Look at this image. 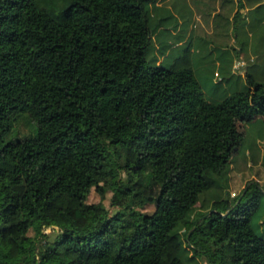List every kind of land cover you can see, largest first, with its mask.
<instances>
[{
	"label": "trees",
	"instance_id": "16d2710c",
	"mask_svg": "<svg viewBox=\"0 0 264 264\" xmlns=\"http://www.w3.org/2000/svg\"><path fill=\"white\" fill-rule=\"evenodd\" d=\"M151 1L0 0V264H264L262 185L228 192L264 82L210 101L149 59Z\"/></svg>",
	"mask_w": 264,
	"mask_h": 264
},
{
	"label": "crops",
	"instance_id": "0c3cea01",
	"mask_svg": "<svg viewBox=\"0 0 264 264\" xmlns=\"http://www.w3.org/2000/svg\"><path fill=\"white\" fill-rule=\"evenodd\" d=\"M146 10L152 30L154 51L163 50L164 52L161 53L164 55L170 54L172 49L189 53L194 44L193 40L206 38L204 43H208L210 49L219 55L228 54L227 58L218 55L212 60L211 76L220 85L216 88L212 87L211 92L220 88L223 96H227V93H230L229 88L223 89L222 84L230 80L234 81L236 78H239L242 88L244 85L242 79H246V73L256 60V56L247 57V55L252 54L257 41L260 42V46H264V0H152L146 6ZM238 17L240 18L238 27L244 37L242 42H239V34L235 36ZM161 38L171 40L167 42L160 40ZM192 51L196 52L200 49ZM258 53L264 55V50L261 49ZM236 55L239 57L237 58ZM158 63L162 64L159 60ZM223 64L226 67H222ZM189 68L193 69L196 75L195 69L190 66ZM201 79L198 80L203 91L205 86L203 80L209 78L202 76ZM255 79L264 82V77H255ZM203 93L206 97L207 92L203 91ZM259 120L263 124V134L256 138L255 149H250L242 161L237 162L236 166L239 165V170L232 160L228 188L231 197L236 196L248 181L256 180L264 184V117H257L250 122L241 120V122L244 128L250 129L253 123Z\"/></svg>",
	"mask_w": 264,
	"mask_h": 264
},
{
	"label": "rangeland",
	"instance_id": "374dc122",
	"mask_svg": "<svg viewBox=\"0 0 264 264\" xmlns=\"http://www.w3.org/2000/svg\"><path fill=\"white\" fill-rule=\"evenodd\" d=\"M239 22H240V18L238 17L236 20L237 29L235 31V36L239 34V42H242L244 40V37H243V34L240 33L241 31L238 27L240 25ZM160 40L170 42L171 39L161 38ZM204 40H206V38H204L203 40H200V39L193 40L194 44L191 49V52L189 53H186L184 51L180 52L176 49H172L170 54L164 55L163 53H161V52H164L163 50L159 52V51H154L153 49H151L150 54H149V59H158L159 61L162 62V65L167 68H183V67H189V66L194 68L196 72V77L199 80H202L201 79L202 76L209 78V80L208 79L203 80V82H205L203 91L207 92L205 94L206 97L209 100L219 101L224 97L222 89L219 88L217 90H214V92H211L210 90L212 87L216 88L218 85H220L217 83L216 79L214 80L211 76L212 70H213V65H211L212 60L215 58V56H218L219 54L213 49H210L209 44L204 43ZM200 43H203V44H200ZM259 44L260 42L257 41L256 46L253 48L252 54L247 55V57L256 56L255 62L252 63L253 65L250 67L249 74L257 78H262L264 77V62H263L264 55L258 52H260L261 49L264 50V46L263 45L260 46ZM194 49L196 50L200 49V51L193 52L192 50ZM220 56L227 58L228 54L219 55V57ZM236 56L237 58L239 57V55H236ZM222 67H226V65L223 64ZM242 82L244 84L243 86H245L247 83L245 78L242 79ZM222 87L223 89L229 88L230 93H227V95L231 94L232 92L242 89L240 87L239 78H236L234 81L232 80L227 81L225 84H222ZM262 125H263L262 122L259 120L257 122H254L250 129H246L244 128V125L242 124L241 120L237 121V134L235 138L236 149L233 152V156H232L233 164L235 166L237 162L242 161V158L250 149L252 150L255 149L256 138L258 136H261V134H263ZM31 133H34V129L30 126V124L26 122V120L21 118V120L15 126L14 131H12V133L7 135L4 140L5 141L11 140L17 134H19V136H26ZM238 167L236 166V169H238ZM261 185H262V192H261V196L259 199V205H258L256 212L252 216L251 223L253 227L257 230V232L264 234V184H261ZM214 194L217 195V192ZM214 194L206 195L204 197L205 201H209L211 197L216 196ZM110 197H111V193H107L104 198H101L100 195L93 190L90 195V201L91 202L101 201L107 207H109ZM152 210H153V206H147L145 208V211H148V212ZM75 231L76 229H71V228H68L63 231V230H59L58 228H54L50 226L43 228V234H45L44 238L46 239H52L60 234L67 233V232L72 233ZM196 264H205V263L202 260H198Z\"/></svg>",
	"mask_w": 264,
	"mask_h": 264
}]
</instances>
